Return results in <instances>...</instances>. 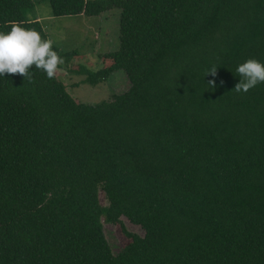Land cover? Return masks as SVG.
<instances>
[{
	"label": "trees",
	"instance_id": "1",
	"mask_svg": "<svg viewBox=\"0 0 264 264\" xmlns=\"http://www.w3.org/2000/svg\"><path fill=\"white\" fill-rule=\"evenodd\" d=\"M47 1L54 18L119 10L97 71L53 49L83 83L129 86L85 104L35 66L0 76V264H264V83L233 91L239 64L264 63V0ZM33 8L0 0V32L49 39ZM102 221L129 240L116 254Z\"/></svg>",
	"mask_w": 264,
	"mask_h": 264
},
{
	"label": "rangeland",
	"instance_id": "2",
	"mask_svg": "<svg viewBox=\"0 0 264 264\" xmlns=\"http://www.w3.org/2000/svg\"><path fill=\"white\" fill-rule=\"evenodd\" d=\"M34 8L25 13L28 20L36 19L40 22L53 44L63 51L76 50L78 57H74L71 64H82L91 72L100 68L98 54L111 52L118 47V19L119 10H110L99 17L71 16L54 18L51 15L47 0H33ZM102 38L100 44L94 45ZM94 41V44H93ZM66 85L70 96L85 104H96L108 101L112 94L125 91L129 82L121 70L114 72L105 82L96 86L83 83L84 76L68 73L59 68L57 75ZM101 204L106 205L103 193H99ZM123 226L130 232L143 235L140 226L121 217ZM103 222L105 238L113 254H116L129 241L120 231L119 226Z\"/></svg>",
	"mask_w": 264,
	"mask_h": 264
},
{
	"label": "clouds",
	"instance_id": "3",
	"mask_svg": "<svg viewBox=\"0 0 264 264\" xmlns=\"http://www.w3.org/2000/svg\"><path fill=\"white\" fill-rule=\"evenodd\" d=\"M63 63V57L53 49V41L43 39L40 32L22 26V22H11L10 31L0 32V76L19 74L31 82V69L35 66V69L45 72L51 80L56 77ZM235 72L240 77L233 90L237 93H247L264 83V63L255 58L239 64ZM208 75L215 77L217 67L209 69L206 72ZM208 85L215 87V80L208 81Z\"/></svg>",
	"mask_w": 264,
	"mask_h": 264
},
{
	"label": "crops",
	"instance_id": "4",
	"mask_svg": "<svg viewBox=\"0 0 264 264\" xmlns=\"http://www.w3.org/2000/svg\"><path fill=\"white\" fill-rule=\"evenodd\" d=\"M103 15V14H102ZM101 16V15H100ZM75 17V16H74ZM95 40H98L97 42H95V44H94V41H93V44L94 45H97V44H100L101 42H102V38H100V37H97V39H95Z\"/></svg>",
	"mask_w": 264,
	"mask_h": 264
}]
</instances>
